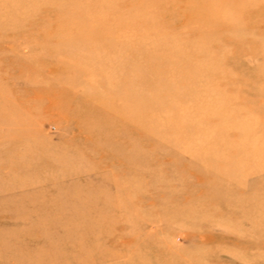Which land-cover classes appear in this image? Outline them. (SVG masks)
I'll return each mask as SVG.
<instances>
[{"label":"rangeland","instance_id":"374dc122","mask_svg":"<svg viewBox=\"0 0 264 264\" xmlns=\"http://www.w3.org/2000/svg\"><path fill=\"white\" fill-rule=\"evenodd\" d=\"M20 263L264 264V0H0Z\"/></svg>","mask_w":264,"mask_h":264},{"label":"bare ground","instance_id":"6f19581e","mask_svg":"<svg viewBox=\"0 0 264 264\" xmlns=\"http://www.w3.org/2000/svg\"><path fill=\"white\" fill-rule=\"evenodd\" d=\"M61 249V248H60ZM60 251V250H59ZM55 252V251H54ZM16 254V253H15ZM13 256H15V255H13ZM61 256V255H60ZM10 257V256H9ZM14 258V257H13ZM12 259V258H11ZM16 261V260H15ZM51 261V260H50ZM56 262V261H55ZM46 263V262H45ZM21 264V263H20ZM38 264V263H37ZM44 264V263H43Z\"/></svg>","mask_w":264,"mask_h":264}]
</instances>
